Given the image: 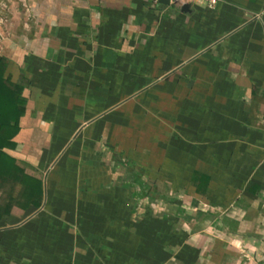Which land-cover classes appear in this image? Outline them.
I'll return each instance as SVG.
<instances>
[{
	"label": "crops",
	"instance_id": "1",
	"mask_svg": "<svg viewBox=\"0 0 264 264\" xmlns=\"http://www.w3.org/2000/svg\"><path fill=\"white\" fill-rule=\"evenodd\" d=\"M185 4L0 0V264H264V0Z\"/></svg>",
	"mask_w": 264,
	"mask_h": 264
},
{
	"label": "trees",
	"instance_id": "2",
	"mask_svg": "<svg viewBox=\"0 0 264 264\" xmlns=\"http://www.w3.org/2000/svg\"><path fill=\"white\" fill-rule=\"evenodd\" d=\"M4 60H0V174L8 172L12 176L18 177L21 169L9 166L4 169L6 161L12 163L9 156L3 151L4 147L14 145L12 138L19 127V118L23 111V100L20 96L19 88L10 80L4 77ZM2 169V170H1ZM37 202V200H34Z\"/></svg>",
	"mask_w": 264,
	"mask_h": 264
},
{
	"label": "built area",
	"instance_id": "3",
	"mask_svg": "<svg viewBox=\"0 0 264 264\" xmlns=\"http://www.w3.org/2000/svg\"><path fill=\"white\" fill-rule=\"evenodd\" d=\"M195 0H168L170 4L173 5H183L185 3H189ZM203 1L208 7H215L220 0H201Z\"/></svg>",
	"mask_w": 264,
	"mask_h": 264
},
{
	"label": "water",
	"instance_id": "4",
	"mask_svg": "<svg viewBox=\"0 0 264 264\" xmlns=\"http://www.w3.org/2000/svg\"><path fill=\"white\" fill-rule=\"evenodd\" d=\"M168 2V0H165ZM184 7L187 9L189 7V4H185Z\"/></svg>",
	"mask_w": 264,
	"mask_h": 264
},
{
	"label": "rangeland",
	"instance_id": "5",
	"mask_svg": "<svg viewBox=\"0 0 264 264\" xmlns=\"http://www.w3.org/2000/svg\"><path fill=\"white\" fill-rule=\"evenodd\" d=\"M21 1V0H20ZM23 5H24V3H23ZM2 7L4 8L5 6H4V4L2 5ZM25 7V6H24Z\"/></svg>",
	"mask_w": 264,
	"mask_h": 264
}]
</instances>
